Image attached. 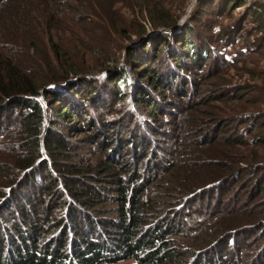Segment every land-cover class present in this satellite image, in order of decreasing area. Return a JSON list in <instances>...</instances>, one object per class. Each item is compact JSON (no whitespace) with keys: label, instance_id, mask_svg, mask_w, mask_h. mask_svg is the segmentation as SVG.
Masks as SVG:
<instances>
[{"label":"trees","instance_id":"1","mask_svg":"<svg viewBox=\"0 0 264 264\" xmlns=\"http://www.w3.org/2000/svg\"><path fill=\"white\" fill-rule=\"evenodd\" d=\"M20 1L0 0V26L12 25L13 34L17 35L13 40L19 44L0 48V151L6 154L0 161V183L10 184L4 185L3 190L0 187V219L6 228H12L13 232L15 228L21 246L19 249L13 236L8 234L11 246L17 250V260L11 264H115L129 260L136 264H214L212 254L225 263L228 248L238 251L235 258L241 259L247 247L245 242L255 237L264 239V213L257 218L251 211L218 205L203 216L188 207L190 202L205 195L223 201L229 187L241 180L247 171L242 165L250 163L236 148L252 144L264 149V133L248 139L254 131L264 130V123L254 121L247 114L240 115L229 123L237 122L239 126L252 122L251 128L242 135L237 126L230 135L229 131H223L228 119L214 105L240 101L244 91H239L237 97L228 91L197 100L199 88L207 78L215 77L203 72L209 68L207 63L227 62L226 56L213 48L215 41L200 33L198 27H192L197 18H191L178 29L179 16H172L169 11L158 13L152 8L153 2L145 1L152 29L165 28L168 32L149 36L131 49L126 55V69L115 67L98 78L88 75L84 59L80 63L54 39L50 40L51 51L41 49L30 34L33 30L36 32L37 21L50 32L57 31L62 23L69 27L67 32L78 30V38H74L76 47L102 55L103 62L115 64L118 59L114 42L103 38L99 31L111 30L121 37L129 33L132 40L134 36L146 35L149 29L145 23L138 22V27L125 32L122 28L127 21L108 2L105 13L99 14L94 0H39L38 4ZM232 2L226 0L213 15H224L225 10L234 6ZM242 4L245 3L238 1L235 7ZM202 8L200 2L201 12ZM258 8H249L246 18L251 11L250 24L264 32V6ZM92 17L103 24L94 22ZM201 25L205 32L214 28L213 24ZM37 35L39 38L40 33ZM223 35L218 34L216 41L226 40L227 35ZM246 35L243 37L248 39ZM128 74H132L133 84L128 92L122 93L118 84ZM134 76L141 78L139 84ZM141 82L151 85L156 95L166 98V94L173 95L170 98L174 102L160 109L153 97L148 98ZM97 88H104L111 99L103 101ZM125 95L134 108L152 109L150 121L138 118L148 137L139 130L135 116L128 115V111L110 123L114 131L103 123L107 118L122 115V111H117V104ZM51 115L54 120L50 119ZM63 119L69 125L79 123L76 126L80 127L79 131L65 136L57 127ZM156 123H167L173 128L170 133H160V141L156 139L159 136ZM81 134L86 136L83 146L91 156L74 161L77 149L72 138ZM156 146L164 147L163 156L168 161L164 164L155 161L148 168L152 175L142 178L139 164L150 153L151 159L158 158L154 152ZM130 148L135 166L138 164L133 173H130L131 162L119 159ZM59 185L65 188L68 199L60 197L55 210L65 212L66 218L58 223L63 228L59 235L44 242L43 234L39 233L38 226L31 225L21 201L25 200L26 206L36 211V205H45ZM261 194L264 189H260ZM8 195L12 196V206L10 203L4 207ZM102 201L113 206L105 213L108 220L95 223L91 217H83L78 212V206L91 210ZM15 204L25 236L17 227L10 228V218L15 221L10 212ZM174 213L175 216L181 213L182 224H171L176 221L174 218L169 222ZM182 216L190 219L184 221ZM0 242V264H6L3 256L8 250L2 236ZM261 255L264 258L263 250L253 264H263Z\"/></svg>","mask_w":264,"mask_h":264},{"label":"rangeland","instance_id":"2","mask_svg":"<svg viewBox=\"0 0 264 264\" xmlns=\"http://www.w3.org/2000/svg\"><path fill=\"white\" fill-rule=\"evenodd\" d=\"M20 1V0H19ZM33 4H38L39 0H29ZM90 1V0H89ZM145 1L148 0H94V2L97 4V13H105V6L108 3H113L115 5V8L120 14V17L125 19L127 21V24L124 26L125 32H128L127 29L136 28L139 26V23H145L148 27V31L143 38H139L134 36L132 40H129V33H127L124 36H120L118 33H115L113 31H99V34L103 36V38H106L107 40L110 39V41L114 42L115 50H116V57L118 61L116 64L114 62H103L102 55L93 54L85 50H81L78 47H76V43L74 41V38H78L76 34H78V30H75L73 32H67L66 30L69 29V27H65L63 23L60 25L59 29L57 31H51L49 28L45 27L43 23L38 24L37 21L36 24V32L33 30L30 34L35 39V43H38L39 47L41 49H45L51 51L50 47V40L54 39L55 42H59L60 44H63V47L71 52V55L74 57H77V61L81 63V61L85 64L86 67H88L87 73L91 77H104V75L108 74L111 71L115 70V67H119L120 69H126V55L128 52L136 48L137 46L144 43L145 39H147L149 36H153L155 34H164L165 28H160L158 30H153L150 23L148 22L149 17H147V12L145 10ZM152 3V8H156L155 10L158 13H166L169 11L172 16H179V22L176 25V28L180 29L182 28L185 23H187L191 18H197V23H194L192 25L193 28L198 27L197 29L199 32L206 36L209 39H213L214 45L213 48H215L217 53L223 54L227 58V62L224 64L222 60H217V62L209 61L207 64L209 65L208 69H205L203 72L205 74L212 73L215 77H209L205 81V83L199 88V93L196 95L197 100L200 98L209 97L214 94L220 95L222 92H228L230 91V95L232 97H237L239 91H244V94H242V99L237 102H230L226 105H218L214 104L216 108H221L222 112L220 114L224 115L225 119H228V121L225 123V126L223 128L224 132L230 133V135L235 133V130L237 129L238 123L232 122L229 123V120L236 119V117H239L240 115L247 114V116L253 117L254 121H258L259 123H264V32H259L256 27H252L250 22L252 21L251 16L252 12H249V16H247L248 9H255L258 10V6H264V0H233L232 5L229 9L225 10L223 12L224 15L216 16L213 15L214 11L218 6L224 5L226 0H149ZM238 1H242L245 4H242L240 7H235V3ZM21 2V1H20ZM200 2L203 4L202 12L200 9ZM155 6V7H154ZM198 12V13H197ZM218 12V11H217ZM215 11V13L217 14ZM93 18V17H92ZM94 22H97L98 24L100 20L93 18ZM139 22V23H138ZM114 23V21L112 22ZM197 24V25H196ZM214 25V28H212L211 32H205L204 27L202 25ZM113 26V25H111ZM116 26V25H115ZM127 27V28H126ZM208 29V28H207ZM215 29V30H214ZM240 30V31H239ZM116 31H118L116 29ZM244 31V32H243ZM123 32V31H122ZM168 32V31H166ZM14 33V29H12V25L8 26L2 24L0 26V48L7 47L10 45H19L16 41L13 39L17 36ZM37 33H40L39 38ZM225 34L227 35L226 40L219 39L216 41L218 34ZM237 33V34H236ZM241 33L239 36L238 34ZM243 34H247L248 39H245L243 37ZM79 35V34H78ZM99 35V36H100ZM117 37V40L116 38ZM229 37V38H228ZM38 38V40H37ZM236 38V40H235ZM114 39V40H113ZM233 40L235 42H233ZM225 41H228L229 44H227ZM45 47V48H44ZM124 47V49H123ZM223 63V64H222ZM135 68V67H134ZM134 68L132 70H134ZM136 69V68H135ZM131 71V70H130ZM132 75V74H131ZM131 75H127L124 80L126 82L124 83V80H121L118 85H120V89L123 93L128 92L129 86L133 84V78H131ZM136 75V74H135ZM135 82L139 84V77H135ZM74 80V79H73ZM150 82V81H149ZM147 82L148 84H150ZM196 82V81H195ZM194 82V83H195ZM106 81L104 80V86L106 88L107 85H105ZM143 85V88H145L148 98H154L157 102V106L161 108H165L167 106V103L174 102L173 95H167V98L165 96H162L161 94L156 95L151 88V85H145V83L141 82ZM193 83V85H194ZM198 85V83H197ZM110 86V85H109ZM191 87V84H190ZM189 87V88H190ZM98 96L100 98L107 102L111 99V96H106L105 89L104 88H97ZM195 98V94L193 95V98ZM234 101V100H231ZM136 103V102H135ZM166 103V104H165ZM174 104V103H173ZM118 110L122 111V115H118L115 118H107L106 123L107 129L113 130L111 122H115L114 119H120V117L125 116L123 113L124 111H128V115L135 116V124L138 125L137 127L139 130H142V133L145 134L148 137V133L143 131V128L141 125H139L138 118L150 121L149 118L151 110L149 108L143 109V107H133L132 102L129 100L127 95H125L124 99H122L117 104ZM227 107V109H226ZM50 119L54 120V116H49ZM134 121L130 120L132 124ZM138 122V123H137ZM252 122L244 125H239V134L244 135L245 130L248 131L251 128ZM67 123L66 120H60L58 123V130L61 132H64L65 136L71 134L75 135L77 130L79 131L80 127H76L79 125L77 122H72V125ZM135 125V126H136ZM155 130L159 131L157 135L160 133L172 132L173 128L170 126H167V123L160 124L156 123ZM160 125H164L163 128L160 127ZM78 128V129H77ZM142 128V129H141ZM132 129V128H131ZM114 131V130H113ZM132 131V130H130ZM149 131V130H148ZM151 133V131H149ZM262 133H264V130H256L248 136L249 140L254 139L255 137L260 136ZM124 133H122L123 135ZM78 135V134H77ZM155 135V133H154ZM86 136H77L73 139V143L75 148L77 149L75 154V160L74 161H81L83 157H90V154H87V150H85V147L83 146L85 143L84 141ZM150 137V134H149ZM154 137V136H153ZM156 137V136H155ZM160 135L156 138L159 141ZM247 137V136H246ZM115 138V137H114ZM163 139V138H162ZM152 140V138H151ZM163 142V141H162ZM167 145V144H166ZM166 147V146H165ZM168 147V146H167ZM166 147V148H167ZM163 149L164 147H155L154 152L155 156L158 158L151 159V153L146 158L142 159L141 165L139 164V169L142 178L146 177L149 178L150 175H152L151 170L148 168L152 167L156 161V163H160L164 161H168V159L164 158L163 156ZM235 150L238 151L239 155L242 154L246 157L247 163L250 164H243L242 167H245L247 171L243 174V177L240 181L235 182L233 185L229 187V192L225 196V199L223 201H219V203L216 201V199H212L209 195H205V197H198L192 202L188 204V207L191 208V212H196L199 215L202 214L205 216L206 212H211L213 208H217L218 205L221 206V208L231 209L240 208L241 210L245 209L246 211L253 212V215L256 214V217L258 216L262 217L260 215L261 213H264V194L259 195L260 189H264V149L260 146L256 145H249L245 148H236ZM6 154H3V152L0 151V161L4 159ZM119 159L123 162H131L130 167V173H133V170L135 168H138V164L134 163V155L133 152L130 149L125 150L123 153H121ZM150 166V167H149ZM4 175V174H3ZM57 176V175H55ZM98 176V175H97ZM58 177V176H57ZM100 179V178H99ZM98 179V180H99ZM103 179V178H102ZM5 181L0 183V187L3 190V186ZM15 182L11 183V185L15 184ZM65 184V183H64ZM100 185H106V183H99ZM10 184H6L4 187H8ZM5 193V191H3ZM3 193V194H4ZM160 193H164V190H160ZM17 195V194H16ZM54 195V196H53ZM19 197V196H18ZM60 197L67 198L65 188L63 186L58 187L50 196V198L47 199V203L43 205L42 207H37L36 205V211L29 208V206H26L25 200H22V204L27 209L26 211L29 213L30 216V223L31 225H36L39 228V233L43 234L44 242H49L51 238H53L55 235H59L61 230L63 229L61 226H59V222L61 220H65V212L61 213L58 210H55V206L57 204V201ZM22 198V197H21ZM217 198V197H215ZM12 199L11 195H8V198L4 202V207H7V204H10ZM73 200V198H71ZM16 205L12 207L11 213H13L15 217V221H13L10 218V228L11 227H17V230L22 232V235L25 236L24 227H23V221L20 219V216L17 214L18 208H16ZM12 206V203H11ZM113 206L111 204H108L107 202H100L98 207L92 208L91 210L84 209L80 206H78V212L83 216H89L91 217L92 221L97 223V221L105 219L108 220L105 213H109V210ZM186 206L185 213L188 215V209ZM49 208V209H48ZM6 209V208H5ZM99 209H102L104 211H100ZM178 209V208H177ZM203 209V210H202ZM71 210V209H70ZM73 210V209H72ZM98 210L100 211L99 214H102L101 216L98 215ZM4 214H6V210H3ZM1 211V212H3ZM202 211V213H201ZM9 212V211H7ZM85 213V214H84ZM180 214L181 213H175L171 215V220L174 218L176 220L173 221L171 224H182V221L180 220ZM175 216V217H174ZM8 218V217H7ZM184 218L183 220H189L190 218H186L185 216H182ZM166 222V221H165ZM168 222V223H169ZM61 227V228H60ZM183 225H180V228L182 229ZM11 229L6 228V225L2 220L0 219V236H2L4 240V245L6 247V251L4 253L3 259L6 264L14 263L17 260L16 256V249L15 246H11L9 235L13 236V239L15 242H17V233H15ZM185 231L186 229H182ZM258 230V229H256ZM97 231H99V228L97 227ZM255 232V231H254ZM99 233V232H98ZM21 234V233H20ZM97 237V236H96ZM181 240V238H177ZM18 243V242H17ZM183 244V242H180ZM247 244V247L243 250V255L241 259H237L236 254L238 251L233 250L232 248H228L226 252V256L224 257L225 263H223L221 260L217 258L216 254H212V259L214 264H253V261L255 259H258V254L262 253V250L264 251V239L260 240L259 237L252 238V240H248L245 242ZM1 245V242H0ZM19 246V249L21 248L20 244H17ZM184 245V244H183ZM11 246V247H8ZM220 250V249H218ZM232 254V256H229ZM10 256V258H9ZM235 258V259H234ZM262 258V255L260 256ZM264 258L261 259V263L264 264ZM259 260V259H258ZM115 264H136L135 261L129 260V261H120ZM259 264V263H258Z\"/></svg>","mask_w":264,"mask_h":264}]
</instances>
